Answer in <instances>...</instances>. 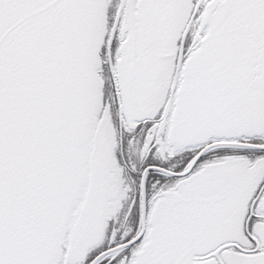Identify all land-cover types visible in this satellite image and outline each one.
<instances>
[{"label":"snow or ice","instance_id":"obj_1","mask_svg":"<svg viewBox=\"0 0 264 264\" xmlns=\"http://www.w3.org/2000/svg\"><path fill=\"white\" fill-rule=\"evenodd\" d=\"M0 264H264V0H0Z\"/></svg>","mask_w":264,"mask_h":264}]
</instances>
